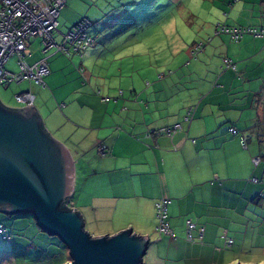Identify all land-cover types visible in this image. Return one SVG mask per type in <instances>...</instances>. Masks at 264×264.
Listing matches in <instances>:
<instances>
[{"label":"crops","instance_id":"0c3cea01","mask_svg":"<svg viewBox=\"0 0 264 264\" xmlns=\"http://www.w3.org/2000/svg\"><path fill=\"white\" fill-rule=\"evenodd\" d=\"M219 1L215 13L226 15V25L264 27V0ZM94 2L67 0L59 22L69 28ZM245 35L234 46L227 35L216 37L236 68L218 75L194 105L190 121L184 111L150 120L140 115L141 105L111 103L108 97L100 102L92 94L96 104L83 102L85 93L77 94L65 72L71 62L55 53L48 55L45 87L27 80L25 90L35 95L33 106L45 128L69 144L75 167L70 206L93 234L131 227L145 235L144 264H258L256 259L264 257V36ZM42 54L40 38L29 39L25 60L34 63ZM175 123L181 127L172 135L158 131ZM231 126L238 134L229 131ZM256 156H261L257 165ZM161 197L170 200L174 236L155 231V203ZM188 219L196 225L194 242L185 238Z\"/></svg>","mask_w":264,"mask_h":264},{"label":"rangeland","instance_id":"374dc122","mask_svg":"<svg viewBox=\"0 0 264 264\" xmlns=\"http://www.w3.org/2000/svg\"><path fill=\"white\" fill-rule=\"evenodd\" d=\"M219 3V0H95L86 15L92 22L88 33L96 35L93 46L86 48L82 56L72 53L68 57L55 51L48 55L55 53L71 62V70L65 72L77 86V94L85 93L82 97L85 103H97L89 94L105 103L134 102L144 108L140 115L150 120L181 111L186 114L215 84L219 74L232 69L224 62L226 47L216 37L227 35L232 46L238 42L230 33L221 31L222 26H232L225 24L224 13H215ZM67 30L61 23L57 26L53 33L56 42L61 41V33ZM6 67L17 70L14 55L8 58ZM238 79L243 81L242 76ZM26 88L27 80L12 81L7 87L0 85L1 102L8 107H22L14 95ZM0 223L13 234L8 239L0 234V264L69 261L68 248L58 236L41 230L31 213L6 214L0 209ZM84 227L88 230L85 224ZM88 231L93 236L97 234ZM262 260L264 257L256 259L258 264H264L260 263Z\"/></svg>","mask_w":264,"mask_h":264},{"label":"water","instance_id":"95a60500","mask_svg":"<svg viewBox=\"0 0 264 264\" xmlns=\"http://www.w3.org/2000/svg\"><path fill=\"white\" fill-rule=\"evenodd\" d=\"M74 173L69 149L47 131L34 106L13 108L0 100V209L31 213L41 230L68 248L65 264H144L145 235L127 227L93 236L76 209L63 207Z\"/></svg>","mask_w":264,"mask_h":264},{"label":"built area","instance_id":"2783aa9c","mask_svg":"<svg viewBox=\"0 0 264 264\" xmlns=\"http://www.w3.org/2000/svg\"><path fill=\"white\" fill-rule=\"evenodd\" d=\"M67 0H0V85L7 87L10 82H21L22 80L32 81L35 84L45 87L44 76L48 73V53L50 51L62 52L66 56L72 53L83 55V51L93 46L95 35L88 33L91 20L83 16L72 24L65 33H61V41L56 42L53 32L57 30V17L60 10L66 4ZM221 31L231 34L234 41H239L245 34L254 36H264V27L255 26H222ZM32 37H39L41 41V56L34 63H28L25 60L26 43ZM198 47H195V50ZM12 55L16 57L17 70L11 71L6 67L8 58ZM227 66L236 68L235 63L224 58ZM82 71V67L80 68ZM17 102L23 106L34 105L35 95L29 90H23L14 95ZM22 106V107H23ZM194 107H189L185 114V120L192 119ZM181 127L180 123L170 126L161 127L158 131L167 135H172L174 131ZM232 134H238L235 127H229ZM150 133H148L149 135ZM241 144L246 146V135H239ZM106 146H98L99 152H103ZM253 164L257 165L260 157L252 159ZM257 181V178H253ZM170 200L161 197L155 203L157 224L155 231L160 236H174V232L168 221V204ZM68 206L70 202L68 200ZM196 228L195 223L188 219L185 223V238L194 242L195 236L193 230ZM198 238L203 235V228L198 227ZM0 234L4 238H9L6 230L0 225ZM232 238L226 239V245L232 243Z\"/></svg>","mask_w":264,"mask_h":264},{"label":"trees","instance_id":"16d2710c","mask_svg":"<svg viewBox=\"0 0 264 264\" xmlns=\"http://www.w3.org/2000/svg\"><path fill=\"white\" fill-rule=\"evenodd\" d=\"M261 157V156H260ZM68 200H69V198H67L66 199V201L64 202V204H63V207L64 208H69V206H68ZM0 225H2L3 226V228L6 230V232H7V234L9 235V238H12L13 237V234L11 235L10 234V230H9V228L7 227V226H5V225H3L2 223H0ZM12 233V232H11Z\"/></svg>","mask_w":264,"mask_h":264}]
</instances>
